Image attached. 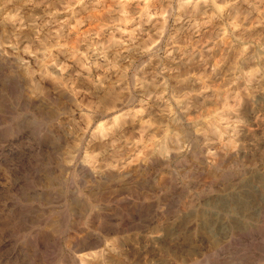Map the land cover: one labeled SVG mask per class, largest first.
I'll list each match as a JSON object with an SVG mask.
<instances>
[{"label": "rangeland", "instance_id": "374dc122", "mask_svg": "<svg viewBox=\"0 0 264 264\" xmlns=\"http://www.w3.org/2000/svg\"><path fill=\"white\" fill-rule=\"evenodd\" d=\"M0 47V264H264V0H0Z\"/></svg>", "mask_w": 264, "mask_h": 264}, {"label": "bare ground", "instance_id": "6f19581e", "mask_svg": "<svg viewBox=\"0 0 264 264\" xmlns=\"http://www.w3.org/2000/svg\"><path fill=\"white\" fill-rule=\"evenodd\" d=\"M189 5V4H188ZM1 51H3V48H1L0 47V52ZM15 60V59H14ZM24 68V67H23ZM22 68V69H23ZM25 69V68H24ZM25 71V70H24ZM23 72V71H22ZM25 74H26V72H25ZM111 92V91H110ZM118 97V96H117ZM183 135V134H182ZM160 147V146H159ZM160 150H163L164 148H162V146H161V148H159ZM167 149V148H166ZM156 150H157V148H156ZM166 151V150H165ZM160 153V152H159ZM158 154V153H157ZM122 187V186H121ZM103 188V187H102ZM107 188V187H106ZM87 190V189H86ZM124 191V190H123ZM126 192V191H125ZM121 193V192H120ZM92 199V198H91ZM96 199V198H95ZM112 199V198H111ZM93 200V199H92ZM79 201V200H78ZM90 203V202H89ZM80 206V205H79ZM84 208V207H83ZM192 209V208H191ZM134 219V218H133ZM111 230V229H110ZM118 230H116V232H117ZM111 232H113V230L112 231H110V233ZM114 232H115V230H114ZM113 232V233H114ZM120 233V232H119ZM97 237V236H96ZM83 239V238H82ZM93 240H89V238L88 239H85V241H84V243H83V247H82V249L83 248H89V249H95V251L93 252V253H88L87 252V256H89V255H92V257L94 256V258H95V260H93V262H96V264H97V262H100V261H108L109 259H111L112 257H114V256H112L113 255V252L114 251H116L115 249L114 250H112L113 248H112V244H107L108 242H107V238H105V240H103V239H101V238H92ZM116 239V238H115ZM118 239V238H117ZM108 240H109V238H108ZM110 241V240H109ZM111 241H112V239H111ZM115 243V242H114ZM116 245V244H115ZM97 248H99V249H97ZM97 249V250H96ZM79 250V249H78ZM84 250V249H83ZM112 250V251H111ZM85 254V253H84ZM83 253H82V255H81V260H79V261H85L86 259H88V257L87 256H85ZM120 254V253H119ZM116 256V255H115ZM118 258H120V257H118ZM117 258V259H118ZM90 259H91V257H90ZM125 259V258H124ZM115 260H116V258H115ZM90 261V260H89ZM114 261V260H113ZM92 262V263H93ZM86 263V262H85ZM91 263V264H92ZM108 263V262H107ZM90 264V263H89ZM94 264V263H93Z\"/></svg>", "mask_w": 264, "mask_h": 264}]
</instances>
